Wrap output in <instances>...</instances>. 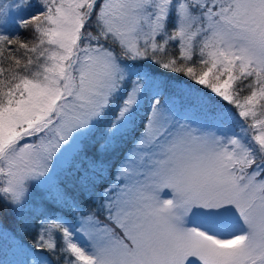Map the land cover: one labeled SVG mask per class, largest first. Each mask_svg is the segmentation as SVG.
Listing matches in <instances>:
<instances>
[{"label": "snow or ice", "instance_id": "snow-or-ice-1", "mask_svg": "<svg viewBox=\"0 0 264 264\" xmlns=\"http://www.w3.org/2000/svg\"><path fill=\"white\" fill-rule=\"evenodd\" d=\"M37 5L0 0V200L22 222L41 202L31 246L4 231L12 259L0 264H264V0ZM148 60L192 83L128 63ZM141 125L83 215L58 162L90 139L94 154L74 167L95 187L102 157Z\"/></svg>", "mask_w": 264, "mask_h": 264}, {"label": "trees", "instance_id": "trees-1", "mask_svg": "<svg viewBox=\"0 0 264 264\" xmlns=\"http://www.w3.org/2000/svg\"><path fill=\"white\" fill-rule=\"evenodd\" d=\"M34 13V10L31 12V14ZM8 30L14 35L17 32H19L22 39L29 38V33L25 32L23 30H20L16 27V24L13 23L9 26ZM91 31L95 32V29H90ZM176 45L171 44L169 46L170 51L175 49ZM119 51V49H117ZM166 59V57H164ZM133 67H135L137 70H141L143 72H148L153 74L155 77H158L160 80H168L173 83H182L190 84L192 83L187 77H185L183 74H174L170 73L168 70L159 68L158 66L154 65L150 60L140 62V63H132ZM201 89H203V86H197ZM247 92L242 93L241 95H246ZM219 100V98H217ZM225 107L232 108L233 114H236L238 112L237 109H235L234 106H231L228 104V102L223 101L222 102ZM139 123V121H138ZM140 127H136L134 130H130L127 135L119 140L116 145L110 149L103 157V178L102 182L99 183L97 186L92 187L89 186L88 189H85L81 187L79 183L78 174H76V169L74 165L79 164L82 161L83 156L85 153L91 157L94 154L95 149L92 146V141L88 139V142L86 140H82L81 144L79 146V149H82V151H79V155L76 153H73L68 158V165L65 166L64 173L60 176V179L63 181L62 187H64L68 193V196L70 198H75V201L81 205L82 207V214L87 215L90 212H93L97 208V204L95 201L98 200V193L108 184L112 183L114 180V172L115 167L117 163L121 160V158L124 155V152L129 147L130 143L134 139L137 132L140 130ZM251 135V133H249ZM72 204V200L69 199L68 205L63 206V215L67 220H73L74 216L69 211V207ZM33 209V208H32ZM40 208L33 209V212L35 213V216H33V213H28V220L26 222H22L16 213V211L8 204L5 203L3 200H0V225H2L4 228H0V260H5L4 257H6V252L10 249V241L6 245L5 240L3 239V232L7 231L10 235H14L16 239L23 241L26 245L30 246V239H34V232L36 230V224L37 220L39 218V211ZM57 211H60L57 209ZM79 215V214H78ZM99 219L101 221H104V213L100 212L97 213ZM106 222V221H104ZM57 240L59 242V237H57ZM49 259L52 260V264H64V259L61 258L57 260L55 256H49Z\"/></svg>", "mask_w": 264, "mask_h": 264}, {"label": "rangeland", "instance_id": "rangeland-1", "mask_svg": "<svg viewBox=\"0 0 264 264\" xmlns=\"http://www.w3.org/2000/svg\"><path fill=\"white\" fill-rule=\"evenodd\" d=\"M4 2L5 3H8V2H10V0H4ZM32 4H33V7L32 8H30L28 11L31 13L33 10H34V13H32V14H35V11H36V7H38V5H37V0H32ZM21 14H26V13H21ZM11 25V24H10ZM9 25V26H10ZM171 45V44H170ZM169 45V46H170ZM176 45V44H175ZM176 47H177V45H176ZM132 69H133V71H140V72H143V71H141V70H137L135 67H133L132 66ZM133 78H135V77H133ZM156 79L157 80H160L158 77H156ZM177 86H179V87H183L184 85L182 84V83H178L177 84ZM243 121L240 119V118H237V120L235 121V122H233V124H232V128H233V130L234 131H236V132H239V130H240V123H242ZM250 122V121H249ZM140 130H141V128H140ZM139 130V131H140ZM139 131L137 132V134L135 135V137H134V139L132 140V142L130 143V145H129V147L127 148V150L124 152V155H123V157L121 158V160L117 163V165H116V167H115V172H116V169H117V167H118V165H120V163H121V161L122 160H124V157H125V155L127 154V153H129V150L130 149H132L133 148V145H134V142H135V140H136V137H137V135H138V133H139ZM84 138H82L81 139V141L83 140ZM84 140H86L87 142H88V139H84ZM81 141L79 142V146H80V144H81ZM73 153H69V154H67L66 156H65V158L63 159V160H61V161H59L58 162V167H57V171L59 172V174H60V176L64 173V169L63 168H66L65 166H67L68 165V158H69V156H71ZM115 172H114V174H115ZM107 187V186H106ZM166 198V197H165ZM10 205V204H9ZM11 206V205H10ZM40 206H41V202H40V198L38 197V196H33V202H32V205H31V207L35 210V209H37V208H40ZM12 208H13V206H11ZM14 209V208H13ZM15 210V209H14ZM69 221V226L70 227H76V228H78L79 227V225L76 223V219L74 218L73 220H68ZM0 228H4L2 225H0ZM36 230H35V232H34V238H35V236H36V233H37V231L39 230V218H38V220H37V224H36ZM1 230V229H0ZM75 239H76V241L77 242H79L82 246L86 243V240H87V237L86 236H84L83 234H78L76 237H75ZM34 240V239H33ZM32 239H30V244H32V241H33ZM31 246V245H30ZM5 259H7V260H11L12 259V255H11V249H9L7 252H6V257H4Z\"/></svg>", "mask_w": 264, "mask_h": 264}]
</instances>
